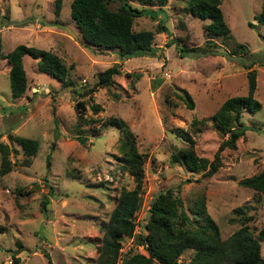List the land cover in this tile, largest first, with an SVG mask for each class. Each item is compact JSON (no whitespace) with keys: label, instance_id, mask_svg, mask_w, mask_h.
I'll use <instances>...</instances> for the list:
<instances>
[{"label":"rangeland","instance_id":"374dc122","mask_svg":"<svg viewBox=\"0 0 264 264\" xmlns=\"http://www.w3.org/2000/svg\"><path fill=\"white\" fill-rule=\"evenodd\" d=\"M127 1L155 13L134 17L131 29L152 30L157 55L121 59L117 47L86 43L69 14L70 0H60L58 10L55 0H0V52L22 43L50 51L65 67L60 79L38 70L36 59L23 54L25 89L13 98L8 62L0 57V142L9 147L10 159V169L0 174V264H47L44 253L50 264H92L101 242V223L119 191L133 186L119 161L116 118L133 133L143 157L136 221L145 217L150 199L170 187L188 216L186 226L197 224L195 208L201 197L222 238L241 225L256 235L264 225V193L237 183L257 172L264 161V23L256 25L253 18L261 0H220L229 31L225 38L211 37V45L202 30L205 20L187 11L186 0H166L160 9L152 1ZM116 5V0L108 2L112 9ZM159 22L164 30L156 32ZM179 46L185 51L180 52ZM211 48L222 51L209 53ZM232 52L254 58L253 95L261 107L242 109L240 118L248 128L234 148L220 151V165L213 174L206 176L201 169L190 172L171 154L190 136L195 154L210 160L226 137L212 113L226 97L246 91L247 68L235 53L229 55ZM114 62L120 72L107 84L86 94L73 91L92 85L96 73ZM184 92L192 100L191 108L177 96ZM76 100L82 102L78 111L84 123L77 120ZM18 135L37 141L34 155H23L15 140ZM233 208H240V214ZM259 244L264 259V236ZM131 245L130 237H120L116 264ZM133 248L145 252L141 246ZM190 253L183 250L177 262L183 264Z\"/></svg>","mask_w":264,"mask_h":264},{"label":"trees","instance_id":"16d2710c","mask_svg":"<svg viewBox=\"0 0 264 264\" xmlns=\"http://www.w3.org/2000/svg\"><path fill=\"white\" fill-rule=\"evenodd\" d=\"M109 1L115 0H70L69 14L79 29L86 43L99 47H117L119 58H127L138 55H157L155 47L151 45L153 31L141 28L131 29L134 17L139 15H154L149 7H136L127 0H116L115 9L108 6ZM142 3L152 1L160 9L166 0H141ZM60 0H55V9L58 10ZM220 0H186L187 11L203 21L202 30L206 36V43L211 45L213 36L225 38L229 28L226 25L222 13L218 7ZM256 25L264 23V0L257 13L253 15ZM248 25L255 26L248 21ZM164 30L160 22L156 26V32ZM179 51L185 48L179 46ZM222 51L211 48L209 53ZM29 54L36 59V66L49 75L62 79L65 75L64 64L50 51L30 45L18 43L6 53L0 52L8 62V86L13 98L20 96L25 89V72L22 65L23 54ZM224 53V51H223ZM232 52L229 55L234 54ZM240 63L247 68V85L244 94L226 97L212 113L211 118L226 134L213 151L212 158L197 156L193 150V141L186 136L187 144L180 146L170 158L178 161L190 172L200 170L202 174L210 176L220 165V151L223 148H234L238 137L243 136L248 125L241 120V111L246 108L250 111L258 110L261 105L253 95L255 88V70L251 67L254 63L253 57H242L237 54ZM116 62L96 73V80L92 85L80 91L73 89L78 94H86L97 85L107 84L112 75L119 73ZM115 96V95H114ZM186 107H192V100L188 93L177 94ZM82 106L80 100H76L74 107L77 111V120L84 123L86 120L78 111ZM91 109L97 110V104L91 103ZM113 124L118 129L119 135V161L121 166L131 175L133 186L129 189H121L115 198L114 205L108 213L107 219L101 223L100 245L92 264H116L120 237L131 238L132 245L129 246L120 257L121 264H179V254L190 249L191 253L183 264H264L260 255V239L264 236V225L253 235L244 225L239 226L228 236L222 238L216 223L209 217L205 210L202 197L195 208L198 221L193 227L186 226L189 220L182 208V202L178 195H174L172 189L167 187L158 191L152 202L149 201V214L140 222L134 219V213L141 204L143 157L137 150L133 133L123 127V120L116 118ZM16 142L20 145L25 157L34 155L37 141L27 136H16ZM83 142L82 137H78ZM16 151L15 149H13ZM9 147L0 142V174L10 169L8 158ZM48 166V154L45 156ZM187 179V178H186ZM241 186L252 189L255 193H264V161L261 168L245 177L237 180ZM47 196L44 195L40 201V208L45 209ZM234 213L240 214V208H233ZM146 215V214H145ZM245 218H248L245 217ZM233 218L231 217L230 220ZM138 226V229L135 227ZM15 244L19 250L23 249L20 241ZM134 246H141L144 253L134 250ZM11 249L10 247L7 250ZM15 251V249H12ZM46 263L50 264L47 253ZM17 260V258H13Z\"/></svg>","mask_w":264,"mask_h":264},{"label":"water","instance_id":"95a60500","mask_svg":"<svg viewBox=\"0 0 264 264\" xmlns=\"http://www.w3.org/2000/svg\"><path fill=\"white\" fill-rule=\"evenodd\" d=\"M72 33V32H71ZM7 139H8V143H9V145H11L12 144V142H11V137H10V135L9 134H7ZM157 194V193H156ZM155 194V195H156ZM155 195L150 199V202H152L153 201V199H154V197H155ZM148 214H149V209H147L146 210V215H145V217H147L148 216Z\"/></svg>","mask_w":264,"mask_h":264}]
</instances>
